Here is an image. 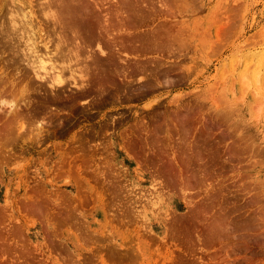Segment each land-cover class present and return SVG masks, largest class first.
<instances>
[{
    "label": "rangeland",
    "instance_id": "obj_1",
    "mask_svg": "<svg viewBox=\"0 0 264 264\" xmlns=\"http://www.w3.org/2000/svg\"><path fill=\"white\" fill-rule=\"evenodd\" d=\"M88 1L113 10L79 96L30 77L0 0V264H264V0Z\"/></svg>",
    "mask_w": 264,
    "mask_h": 264
},
{
    "label": "bare ground",
    "instance_id": "obj_2",
    "mask_svg": "<svg viewBox=\"0 0 264 264\" xmlns=\"http://www.w3.org/2000/svg\"><path fill=\"white\" fill-rule=\"evenodd\" d=\"M96 1H98V0H96ZM126 1L127 0H125V2ZM11 2H12V4L13 3H20L24 7L26 5V3L23 2V0H11ZM39 2H40V5H39L40 8H38V9H41L43 11V12H41L42 13L41 15L45 14L44 16L47 18L46 23L44 25L41 22H35V20L33 19V16H32L33 15V10H32L33 7L30 6L31 4L28 5V6H26L25 8H23V10L20 8L21 9V12H22V17H19V16L18 17L21 20H19V19L14 20V18H16V17H13V20L10 18L11 19L10 26H12V28L11 27H9V28H11L12 29V32L15 34L16 39L18 40L17 42H19L18 44L23 46V47L20 46V47H22V49H19L21 51V53H22V56H23V59H22L23 61L22 62L25 63V66L30 71V77L33 80H36L37 82L44 83L52 91L51 94L54 91H57V90H60L62 88H65L66 86H69V87L74 88V89L76 88L79 91V93H80L79 96H85L87 94V89H88V86H89L88 83L86 84L85 82H90L92 80V77L93 76H92V72H90V68L87 67L85 64H84L85 66L80 67V64H81V55H80V52H81V50H86L88 48V46H89L88 45L89 41L92 40L95 37V35L92 34V32H93L92 30H93V27H94L95 23L97 22V20L99 19L100 15H101L100 13L103 12L105 9H106L105 11H108L109 10L108 8H110V7L103 8L102 6H100L99 3L96 2L95 4L94 3L92 4V3H89L90 1H88V0H40ZM36 3H38V1H36ZM18 6H19V4H18ZM114 6L116 7V10L121 11L123 9L124 11L123 10L122 11L125 12L124 14H127V15H125L124 21H126V22L132 21V18L130 16V14L127 11H125V9H129L130 10V8H136L135 6L130 5L129 3H122V4L118 3V4L114 5ZM36 7H38V5ZM112 8H110V11H108V12H110L109 14H111V9ZM40 11H39V14H40ZM11 12H12V9H11ZM14 12L15 13L14 14L12 13V14L15 16V14L17 13V11L14 10ZM108 12H105L103 15H105V17H107L108 16V14H107ZM9 17H11V16H9ZM109 20H110V18H108L106 21H104L106 24L104 23L105 25L103 24V26H101V28L99 29V31L97 30V33L99 35V38H98L99 41H98V44L96 46H97V48L100 51L99 54H101V56H103V57L108 56L109 53L107 54V52L105 51V49L101 46L100 40L103 37V33L104 32L105 33L108 32L107 34H109V31H108L109 30V26L111 27V23L114 22V20L113 21L111 20V22H109ZM40 21H42V20H40ZM115 21L117 22L118 20H115ZM118 24H120V23H118ZM0 29H1V26H0ZM121 29H124V27L121 28ZM184 29H186V28H184ZM114 30H112V31H114ZM36 31L40 32L39 36L41 37V40L42 41L37 36H36L37 38H34L35 35H36V33H35ZM117 31L119 33L120 29L117 30ZM3 32H4V30H3ZM131 32H132V30H131ZM111 33L114 34L115 32H111ZM121 33H122V31L119 34H121ZM125 33H127V32H125ZM8 34H10V33L8 32ZM69 35H72L75 40L70 39L69 38ZM121 35H123V34H121ZM9 36H8V38H11L12 37V36L11 37H9ZM114 36H115V34H114ZM117 36H120V35H117ZM117 36H115V37H117ZM3 37H5V36H3ZM5 38H3V40ZM8 38H6V40H8ZM38 39H39V42H38ZM104 40H106V39H104ZM124 41H125L124 39H120L119 40V38L116 39V38H112V37H111V40H110V38L107 40V42H108L109 45L110 44H113L114 46H117V44L119 42L120 43H124ZM12 42L13 41H11V43ZM14 44H15V47H16V43H14ZM72 44H75V46L73 48L70 47ZM13 48H14V45L12 46L11 49L13 50ZM110 48H112V47H110ZM17 49L14 48V51L17 50ZM115 49L119 50L118 48H115ZM8 53H9V50H8ZM15 53H16V51H15ZM15 53H14V55H15ZM125 53H124V55H125ZM9 54H12V52L9 53ZM11 56H9V57H11ZM131 56H132V54H131ZM12 57H14V56H12ZM88 59H90V58H88ZM6 60H8V59H6ZM11 61L9 60L8 62H11ZM114 61L117 62V60H114ZM19 62H18L17 65H19ZM85 62H87V61H84V63ZM1 66L2 65H0V67ZM126 66H128V65H126ZM94 67H96L95 64H94ZM10 68H12V67H10ZM16 69H18V68H16ZM5 70H6V68H5ZM19 71H20V69H19ZM66 71L69 72V76H68L69 77V81H68V78H65V79H67L66 81L63 78V76H65L64 74H65ZM116 71H118V70H116ZM96 74L97 73H94V75H96ZM258 74H260V73H258ZM8 75H6V76L8 77ZM76 76L79 79H81L79 82L82 81V84L81 83H80V85L78 84ZM4 77H5V75H4ZM4 77H2V78H4ZM12 78H10V79H12ZM3 81H5V80L3 79L1 82H3ZM7 83H9V81ZM62 84H64V85H62ZM1 87H4V86L2 85ZM10 87H11V85L9 86V88ZM7 89H8V87H7ZM11 90H12V87H11ZM14 90H15V88H14ZM5 92H7V90H5ZM5 94H7V93H5ZM15 94H16V92H15ZM53 96H55V95H53ZM23 105H25V104H23ZM177 130H179V129H177ZM186 163L189 164V162H186ZM188 164L187 165L184 164L185 167L184 168L182 167L184 170H182L183 172L181 171V173H186V182H188L186 184L193 185L194 184L193 183L194 181L191 183V181L194 180L193 174H192L193 168H192V166H188ZM189 165H191V163ZM189 167H191V169ZM204 213L206 214V211ZM207 214H210V213H207ZM207 214H206V216H207ZM213 215H209L206 218L208 219V221H210V224H208L209 225V231L212 232V233H215V232L217 233V231L224 229L225 226L222 225V224H225V223H222L221 220L219 219L221 216H217L216 218H213ZM222 217H224V213H223V216ZM222 220H224V219H222ZM222 226H224V227H222ZM226 229H227V227H226ZM218 233H220V232H218Z\"/></svg>",
    "mask_w": 264,
    "mask_h": 264
}]
</instances>
